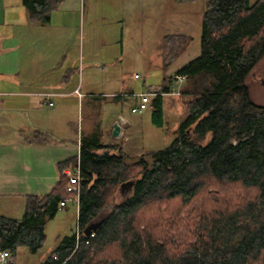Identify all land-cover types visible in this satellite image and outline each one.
<instances>
[{
    "label": "trees",
    "instance_id": "obj_1",
    "mask_svg": "<svg viewBox=\"0 0 264 264\" xmlns=\"http://www.w3.org/2000/svg\"><path fill=\"white\" fill-rule=\"evenodd\" d=\"M62 1L23 3L30 20L44 24ZM190 40L163 36L164 69ZM263 57L264 0H207L200 54L176 71L188 78L180 94L187 115L177 137L162 149L143 151L136 162L126 160L121 144L82 141L79 156L57 164L59 182L49 194L26 196L21 218L0 215L6 264H18L21 247L33 254L44 247L46 223L66 196L64 171L78 161L77 231L63 236L40 264H264V105L253 100L247 84ZM169 78L149 103L157 127L164 124ZM23 136L31 144L53 141L42 130ZM128 186L130 195L118 200ZM89 227L95 236L86 244ZM181 228L196 241L182 243Z\"/></svg>",
    "mask_w": 264,
    "mask_h": 264
},
{
    "label": "rangeland",
    "instance_id": "obj_2",
    "mask_svg": "<svg viewBox=\"0 0 264 264\" xmlns=\"http://www.w3.org/2000/svg\"><path fill=\"white\" fill-rule=\"evenodd\" d=\"M12 5L15 0L8 1ZM77 60L78 77L86 84L91 77L100 80L120 75L126 81L127 91L147 92L151 87L163 90V79L169 76L171 92L165 101L164 126L157 127L152 122V107L143 113L133 114L131 107L136 103L133 98L119 102L114 97L94 98L93 107L88 109L85 102L72 111L73 124L66 128L67 145L80 144L89 139L104 144L109 136L107 128L112 126L114 111L120 108L133 120L128 130L129 141L123 137L128 162H136L142 152L159 150L168 146L179 134V125L187 115L185 99L180 97L188 78L178 85L176 71L187 65L200 54L202 16L207 0H195L182 4L177 0H77ZM57 23V16H54ZM8 30V27L4 28ZM166 34H186L191 37L189 46L168 69L162 62V38ZM120 58L116 61L115 58ZM171 75V76H170ZM145 82V83H144ZM250 95L253 100L264 105V57L247 77ZM102 88L107 86H101ZM121 86H116V89ZM102 89L94 92L101 94ZM153 97V96H152ZM152 99V98H151ZM71 127V129H70ZM98 151L103 148H98ZM131 187L118 193V200L128 197ZM70 211H60L48 220L46 225L47 241L44 247L33 254L27 247H21L18 264H40L52 253L60 239L77 231L78 209L69 206ZM76 210V211H75ZM77 212V214H76ZM186 217V216H185ZM20 218V217H19ZM182 243H193L185 228H181ZM176 241V238L174 239Z\"/></svg>",
    "mask_w": 264,
    "mask_h": 264
},
{
    "label": "crops",
    "instance_id": "obj_3",
    "mask_svg": "<svg viewBox=\"0 0 264 264\" xmlns=\"http://www.w3.org/2000/svg\"><path fill=\"white\" fill-rule=\"evenodd\" d=\"M8 1L0 0V215L21 218L26 196L49 194L59 182L57 164L80 155V144L65 142L66 128L75 117L72 111L85 102L92 108L98 95L123 102L137 92H121L128 87L120 75L106 80L90 76L84 88V80L78 77L77 34H71L77 29V0H63L50 22L44 24L30 20L23 0H15L14 5ZM99 88L101 94L94 92ZM116 122L122 127L119 137L112 135ZM111 124L103 145L123 147L119 139L131 140L128 130L133 120L119 108ZM36 130L48 132L53 141H25L23 135ZM69 206L58 212H69Z\"/></svg>",
    "mask_w": 264,
    "mask_h": 264
},
{
    "label": "built area",
    "instance_id": "obj_4",
    "mask_svg": "<svg viewBox=\"0 0 264 264\" xmlns=\"http://www.w3.org/2000/svg\"><path fill=\"white\" fill-rule=\"evenodd\" d=\"M174 78L176 80L175 82L178 85H180L185 80L186 76L179 75L176 73ZM159 93H161V90L153 87L150 88L147 92L131 94V96L137 100L136 103L132 105L131 112L133 114L143 113L149 107V103L151 101L152 96L155 97ZM123 122L125 123L126 121ZM64 175L68 179V186L66 189V196H64L59 203V210L66 209L71 203L74 206H76L77 209H79V203H80L79 184L82 178L80 162L78 161V164L76 166H70L67 169H65ZM94 236H95V232L92 231L88 235V238L85 241V243L88 244L89 241ZM9 257H10V253L8 250H3V249L0 250V264H6Z\"/></svg>",
    "mask_w": 264,
    "mask_h": 264
},
{
    "label": "water",
    "instance_id": "obj_5",
    "mask_svg": "<svg viewBox=\"0 0 264 264\" xmlns=\"http://www.w3.org/2000/svg\"><path fill=\"white\" fill-rule=\"evenodd\" d=\"M121 131H122V127L120 123L116 122L113 126V131H112L113 137H119L121 135ZM92 229H93L92 227H89L87 231V235H89L93 231Z\"/></svg>",
    "mask_w": 264,
    "mask_h": 264
}]
</instances>
